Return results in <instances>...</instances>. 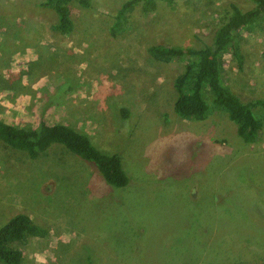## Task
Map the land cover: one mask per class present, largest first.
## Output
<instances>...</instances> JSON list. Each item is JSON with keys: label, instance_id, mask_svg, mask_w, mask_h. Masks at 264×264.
<instances>
[{"label": "rangeland", "instance_id": "374dc122", "mask_svg": "<svg viewBox=\"0 0 264 264\" xmlns=\"http://www.w3.org/2000/svg\"><path fill=\"white\" fill-rule=\"evenodd\" d=\"M40 1L0 0V121L69 125L116 153L129 182L108 186L60 146L31 160L0 143V224L20 213L45 233L17 245L22 264H264V127L244 143L205 88V119L178 118L172 81L181 64L146 50L206 44L229 3H249L135 9L111 36L124 0H90L73 8L63 36ZM237 43L240 69L226 54L224 80L243 101L264 98V22Z\"/></svg>", "mask_w": 264, "mask_h": 264}, {"label": "trees", "instance_id": "16d2710c", "mask_svg": "<svg viewBox=\"0 0 264 264\" xmlns=\"http://www.w3.org/2000/svg\"><path fill=\"white\" fill-rule=\"evenodd\" d=\"M245 1L249 3V7L244 10L233 3L228 4L227 9L217 18L216 29L206 44H155L146 50L154 61L181 64V71L172 81L175 93L172 110L178 118L188 121L205 119L209 110L202 96L205 88L211 95V104L222 110L234 124L236 135L244 143L253 144L264 127V98L241 100L226 84L222 65L223 57L230 52L237 59L240 69L237 42L241 33L263 25L264 0ZM175 2L176 0H124L115 11L109 33L116 36L128 28V16L135 9L144 14L152 13L162 4L173 8ZM89 5L90 0H41L37 4L38 7L53 12L55 23L50 28L63 36H67L73 29V8L78 6L84 9ZM11 89L14 90V87ZM121 115L125 118L127 114L121 110ZM0 143L24 153L31 160L50 146H60L67 153L91 165L108 186L123 188L129 182L116 153L97 149L86 134L66 124L41 121L33 128H16L0 121ZM44 234L25 214L11 216L0 224V263L22 264V253L17 245L25 244L30 238L43 237ZM85 264H91V261L87 259Z\"/></svg>", "mask_w": 264, "mask_h": 264}]
</instances>
